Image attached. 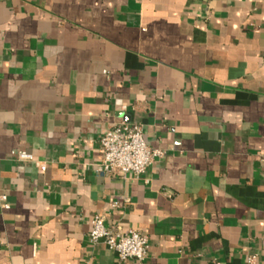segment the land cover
<instances>
[{
    "label": "crops",
    "instance_id": "0c3cea01",
    "mask_svg": "<svg viewBox=\"0 0 264 264\" xmlns=\"http://www.w3.org/2000/svg\"><path fill=\"white\" fill-rule=\"evenodd\" d=\"M121 123L139 178L98 172ZM0 194V264H264V0H0Z\"/></svg>",
    "mask_w": 264,
    "mask_h": 264
},
{
    "label": "built area",
    "instance_id": "2783aa9c",
    "mask_svg": "<svg viewBox=\"0 0 264 264\" xmlns=\"http://www.w3.org/2000/svg\"><path fill=\"white\" fill-rule=\"evenodd\" d=\"M103 159L98 166L100 174L120 172L139 178L150 166L164 158L165 152L149 146L144 138L143 126L121 123L110 129L101 137ZM21 161H34L33 154L19 151ZM3 209H10L6 194H0ZM90 243H104L117 254L120 262L135 260L145 261L149 257V239L140 230L113 229L107 226L104 216L95 215L92 219ZM249 264H258L257 255L248 258Z\"/></svg>",
    "mask_w": 264,
    "mask_h": 264
}]
</instances>
